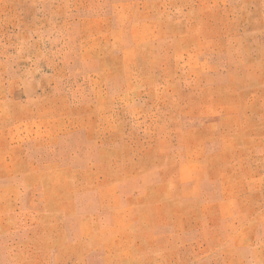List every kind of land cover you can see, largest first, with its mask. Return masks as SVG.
Returning <instances> with one entry per match:
<instances>
[{
    "label": "rangeland",
    "instance_id": "obj_1",
    "mask_svg": "<svg viewBox=\"0 0 264 264\" xmlns=\"http://www.w3.org/2000/svg\"><path fill=\"white\" fill-rule=\"evenodd\" d=\"M0 264H264V0H0Z\"/></svg>",
    "mask_w": 264,
    "mask_h": 264
}]
</instances>
